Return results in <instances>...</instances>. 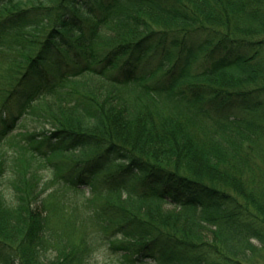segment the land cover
Here are the masks:
<instances>
[{
	"label": "trees",
	"instance_id": "obj_1",
	"mask_svg": "<svg viewBox=\"0 0 264 264\" xmlns=\"http://www.w3.org/2000/svg\"><path fill=\"white\" fill-rule=\"evenodd\" d=\"M0 264H264V0H0Z\"/></svg>",
	"mask_w": 264,
	"mask_h": 264
},
{
	"label": "rangeland",
	"instance_id": "obj_2",
	"mask_svg": "<svg viewBox=\"0 0 264 264\" xmlns=\"http://www.w3.org/2000/svg\"><path fill=\"white\" fill-rule=\"evenodd\" d=\"M17 110H18L17 104H12V105H9L8 107H6V109L2 113L8 114L9 112H15ZM25 123H28L30 125V121L29 120H27V122H25ZM25 126L28 128L27 124H25ZM30 128H32V124H31ZM56 160L61 162L63 167H66L68 164H70V166L73 165V163L71 161H69L68 159H65V157H63V156L62 157L61 156L60 157H56ZM74 161L76 162L77 160H74ZM51 175L52 174H49V171H48V172L44 173L43 177L46 180H49V178L51 179ZM48 189L49 190L52 189V186L49 185Z\"/></svg>",
	"mask_w": 264,
	"mask_h": 264
}]
</instances>
